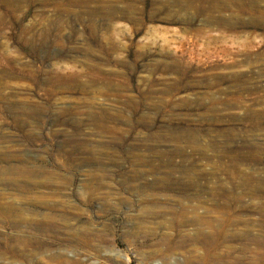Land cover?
I'll list each match as a JSON object with an SVG mask.
<instances>
[{
    "label": "rangeland",
    "instance_id": "374dc122",
    "mask_svg": "<svg viewBox=\"0 0 264 264\" xmlns=\"http://www.w3.org/2000/svg\"><path fill=\"white\" fill-rule=\"evenodd\" d=\"M0 264H264V0H0Z\"/></svg>",
    "mask_w": 264,
    "mask_h": 264
},
{
    "label": "bare ground",
    "instance_id": "6f19581e",
    "mask_svg": "<svg viewBox=\"0 0 264 264\" xmlns=\"http://www.w3.org/2000/svg\"><path fill=\"white\" fill-rule=\"evenodd\" d=\"M196 237H198V235H196ZM204 238H205V236H204ZM208 238H209V237L207 236V240H208Z\"/></svg>",
    "mask_w": 264,
    "mask_h": 264
}]
</instances>
